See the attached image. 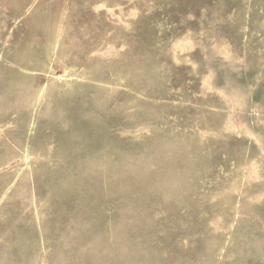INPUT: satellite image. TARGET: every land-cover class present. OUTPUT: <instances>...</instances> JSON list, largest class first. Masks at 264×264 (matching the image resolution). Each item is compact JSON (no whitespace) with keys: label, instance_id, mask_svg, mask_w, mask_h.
<instances>
[{"label":"rangeland","instance_id":"374dc122","mask_svg":"<svg viewBox=\"0 0 264 264\" xmlns=\"http://www.w3.org/2000/svg\"><path fill=\"white\" fill-rule=\"evenodd\" d=\"M0 264H264V0H0Z\"/></svg>","mask_w":264,"mask_h":264}]
</instances>
